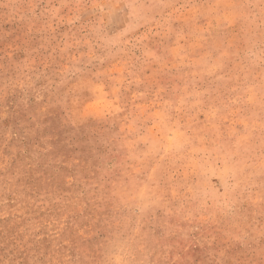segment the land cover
<instances>
[{
  "label": "rangeland",
  "instance_id": "374dc122",
  "mask_svg": "<svg viewBox=\"0 0 264 264\" xmlns=\"http://www.w3.org/2000/svg\"><path fill=\"white\" fill-rule=\"evenodd\" d=\"M0 264H264V0H0Z\"/></svg>",
  "mask_w": 264,
  "mask_h": 264
}]
</instances>
